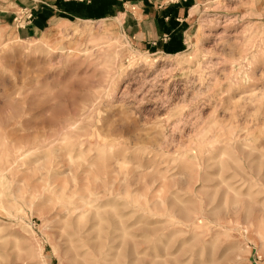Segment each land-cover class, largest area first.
<instances>
[{"label": "rangeland", "instance_id": "obj_1", "mask_svg": "<svg viewBox=\"0 0 264 264\" xmlns=\"http://www.w3.org/2000/svg\"><path fill=\"white\" fill-rule=\"evenodd\" d=\"M93 1L0 0V264H264V0Z\"/></svg>", "mask_w": 264, "mask_h": 264}, {"label": "crops", "instance_id": "obj_2", "mask_svg": "<svg viewBox=\"0 0 264 264\" xmlns=\"http://www.w3.org/2000/svg\"><path fill=\"white\" fill-rule=\"evenodd\" d=\"M99 2L97 0L93 1L92 5H90L88 9V12L94 14V18L106 17L111 15V12L109 11L111 9L108 7V5L106 4V6L104 7L102 5L100 6V4L103 2ZM59 6H62L63 9H66V11L68 12L69 5L62 4ZM181 11L182 10H179L177 17H181ZM6 14V12L0 11V21L6 18ZM96 14L97 16H95ZM177 17H175V15L173 14L172 9L157 11L156 14L154 12L152 13L153 36L156 39L160 38L161 36H168V44L162 43L158 46L166 54L175 53V51L181 50L182 46L185 45L186 34L182 32L181 29H179V24L177 23L180 20H178ZM48 23L49 22H44V14H42L40 11L36 13L34 12L32 21L28 23L23 30L18 31V34L21 35V37L24 39L35 37L40 34L42 30H44V27L47 26ZM135 30L137 29L135 28ZM140 35L143 36L142 32H140Z\"/></svg>", "mask_w": 264, "mask_h": 264}, {"label": "bare ground", "instance_id": "obj_3", "mask_svg": "<svg viewBox=\"0 0 264 264\" xmlns=\"http://www.w3.org/2000/svg\"><path fill=\"white\" fill-rule=\"evenodd\" d=\"M115 22H119V19H116ZM106 37H107V36H106ZM103 39H104V38H103ZM104 41H105V40H104ZM107 46H108V45H107ZM105 50H106V49H105ZM104 53H105V52H104ZM95 105H96V104H95ZM67 127H68V126H67ZM66 129H68V131H69V128H66ZM70 130H72V129H70ZM65 131H66V130H65ZM60 134H61V133H60ZM61 135H62V134H61ZM78 135H79V133H78ZM55 139H56V138H55ZM9 151H10V150H9ZM17 158H18V157H17ZM8 163H9V162H8ZM90 167H91V166H90ZM1 172H2V171H1ZM84 172H85V171H84ZM90 172H91V171H90ZM73 174H74V173H73ZM81 175H82V174H81ZM79 177H80V176L78 175V178H79ZM82 177H83V176H82ZM82 177H81V178H82ZM4 178H5V177H4ZM58 178H59V177H58ZM78 178H76V180H77ZM81 178H80V179H81ZM80 179H79V180H80ZM82 179H83V178H82ZM79 180H78V181H79ZM91 180H92V179H91ZM91 180H89V181H91ZM45 181H46V180H45ZM45 181H44V182H45ZM81 181H82V180H81ZM47 182H48V181H47ZM83 182H84V181H83ZM91 182H93V180H92ZM91 182H87V183L90 184ZM94 182H95V181H94ZM94 182H93V183H94ZM96 183H97V181L95 182V184H96ZM106 183H108V182H106ZM47 184H48V183H47ZM49 184H51V183H49ZM98 184H100L99 182L97 183V186L100 187V185H98ZM82 185H84V184L81 182V185H80V186H82ZM44 186H45V184H44ZM92 186H95V185H92ZM77 187H78V185H77ZM88 187H89V186H88ZM65 188H66V187H65ZM80 188H81V187H80ZM90 188H91V187H90ZM95 188H98V187H95ZM81 189H82V188H81ZM81 189H80V190H81ZM65 190H66V189H65ZM40 191H41V190H40ZM76 191H77V190H76ZM81 191H82V190H81ZM87 191H88V190H87ZM77 193H78V192H77ZM71 194H72V193H71ZM71 194H70V195H71ZM73 194H74V193H73ZM94 194H95V193H94ZM61 195H62V196H61V197H62V201H63V202L65 201V204H66V206H67V208H68L67 210H69V206H71V209H72V210H71V213L73 212V209H75V206H76V207H80V206H81V205L77 206V203H76V204H75V203L71 204L70 202H68V198H66V200H64V197H63L64 195H63L62 192H61ZM78 196H79V195H78ZM78 196H77V197H78ZM80 196H81V193H80ZM58 197H59V196H58ZM82 197H83V196H82ZM82 197H81V198H82ZM85 197H86V195H85ZM79 199H80V197H79ZM76 200H77V199H76ZM76 200H75V201H76ZM83 206H84V205H83ZM77 209H78V208H77ZM62 214H63V213H62ZM80 214H81V213H80ZM61 216H62V215H61ZM72 216H73V215H72ZM77 216H78V215H77ZM77 216H76V217H77ZM73 218H74V217H73ZM72 220H73V219H72ZM77 220H78V219H77ZM71 222H72V221H71ZM78 222H80V220H78ZM83 233H84V232H83ZM83 233H82V234H83ZM79 235L81 236V234H79ZM68 236H69V233H68ZM68 236H67V237H68ZM72 236H73V235H72ZM77 236H78V235H77ZM68 240H69V239H68ZM76 241H77V240H76ZM67 243H68V241H67ZM65 244H66V243H65ZM80 246H81V245H80ZM88 247H90V246H88ZM76 248H78V247H76ZM65 251H66V249H65ZM84 251H86V250H84ZM84 251H83V252H84ZM66 253H67V251H66ZM67 254H68V253H67ZM69 254L71 255V253H69ZM77 256L79 257L80 255H77ZM81 256H82V255H81ZM70 258H71V257H70ZM80 258H81V257H80Z\"/></svg>", "mask_w": 264, "mask_h": 264}]
</instances>
